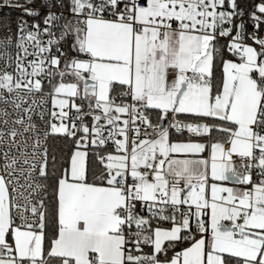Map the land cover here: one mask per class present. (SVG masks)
Masks as SVG:
<instances>
[{
    "label": "snow or ice",
    "instance_id": "obj_1",
    "mask_svg": "<svg viewBox=\"0 0 264 264\" xmlns=\"http://www.w3.org/2000/svg\"><path fill=\"white\" fill-rule=\"evenodd\" d=\"M0 264H264V0H0Z\"/></svg>",
    "mask_w": 264,
    "mask_h": 264
}]
</instances>
